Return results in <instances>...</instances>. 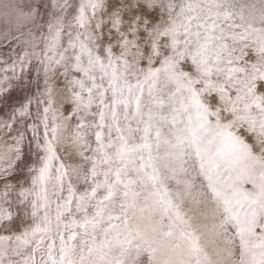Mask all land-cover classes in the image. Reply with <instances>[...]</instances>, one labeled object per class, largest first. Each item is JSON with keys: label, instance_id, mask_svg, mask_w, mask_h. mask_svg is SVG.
Instances as JSON below:
<instances>
[{"label": "snow or ice", "instance_id": "6c2138e0", "mask_svg": "<svg viewBox=\"0 0 264 264\" xmlns=\"http://www.w3.org/2000/svg\"><path fill=\"white\" fill-rule=\"evenodd\" d=\"M264 264V0H0V264Z\"/></svg>", "mask_w": 264, "mask_h": 264}, {"label": "clouds", "instance_id": "9594fccd", "mask_svg": "<svg viewBox=\"0 0 264 264\" xmlns=\"http://www.w3.org/2000/svg\"><path fill=\"white\" fill-rule=\"evenodd\" d=\"M141 228L145 234L136 236L133 240L140 238L145 242L152 243L155 245V248L153 255L149 256L147 260H142L138 256H133L130 252L136 264H167L168 248L164 238L153 233L147 224L141 225Z\"/></svg>", "mask_w": 264, "mask_h": 264}, {"label": "rangeland", "instance_id": "374dc122", "mask_svg": "<svg viewBox=\"0 0 264 264\" xmlns=\"http://www.w3.org/2000/svg\"><path fill=\"white\" fill-rule=\"evenodd\" d=\"M155 245L150 242H145L138 238L132 240L130 246V252L133 256H138L142 260H147L149 256L153 255Z\"/></svg>", "mask_w": 264, "mask_h": 264}]
</instances>
